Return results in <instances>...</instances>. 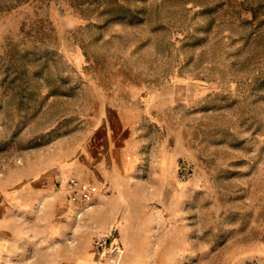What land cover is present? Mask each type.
I'll return each mask as SVG.
<instances>
[{
	"label": "rangeland",
	"instance_id": "rangeland-1",
	"mask_svg": "<svg viewBox=\"0 0 264 264\" xmlns=\"http://www.w3.org/2000/svg\"><path fill=\"white\" fill-rule=\"evenodd\" d=\"M0 264H264V0H0Z\"/></svg>",
	"mask_w": 264,
	"mask_h": 264
},
{
	"label": "built area",
	"instance_id": "built-area-1",
	"mask_svg": "<svg viewBox=\"0 0 264 264\" xmlns=\"http://www.w3.org/2000/svg\"><path fill=\"white\" fill-rule=\"evenodd\" d=\"M94 186L84 179L69 177L66 180V196L70 202L86 201L94 192ZM101 193H106L102 188ZM92 245L100 257L105 258L109 263H115L121 254V246L116 240L110 239L109 235L94 234Z\"/></svg>",
	"mask_w": 264,
	"mask_h": 264
},
{
	"label": "trees",
	"instance_id": "trees-1",
	"mask_svg": "<svg viewBox=\"0 0 264 264\" xmlns=\"http://www.w3.org/2000/svg\"><path fill=\"white\" fill-rule=\"evenodd\" d=\"M110 239H112V240H115V238H114V237H112V236H110Z\"/></svg>",
	"mask_w": 264,
	"mask_h": 264
}]
</instances>
